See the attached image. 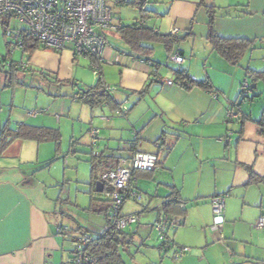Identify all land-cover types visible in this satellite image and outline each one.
I'll return each instance as SVG.
<instances>
[{"label": "crops", "instance_id": "crops-1", "mask_svg": "<svg viewBox=\"0 0 264 264\" xmlns=\"http://www.w3.org/2000/svg\"><path fill=\"white\" fill-rule=\"evenodd\" d=\"M126 1L121 4L129 5L133 0ZM147 1L150 4L147 18L133 19V23L159 35L183 39L181 44L191 45L193 50L199 44L206 57L204 66H209L211 74L204 71L202 76L198 75L180 46L172 53L182 56L184 62L180 65L169 62L164 66L168 54L162 46L147 44L153 53L148 57L141 56L130 52L115 32H106L110 47L103 53L100 78L102 84L112 88V103L128 109L124 119L119 118L122 116L117 112L118 108L115 110L104 104L98 107L101 114L94 120L85 110L88 106L74 99L77 106L67 105L63 100L59 101V93L43 91L35 98V106L45 105L50 113L39 116L44 113L41 110L30 116L29 109L23 113L12 108L9 111L18 120L10 121V128L15 130L24 124L57 130L60 135L64 124L75 134L88 122L87 145L82 146L79 140L80 144L70 143L68 150H72V155L91 152L96 160V183H101L103 172L116 169L120 159L133 151L156 154L158 168L152 173L153 177L143 178L138 172L129 182L128 189L140 194L137 200L140 208L122 214L137 215L139 220L125 230V244L121 245L120 252L134 237L142 239L153 232L151 225L159 207L170 198L173 188L182 203L177 211L179 215H176L179 224L171 234L169 232L170 245L162 250L159 244L160 255L168 256L171 264H264V227L258 229L255 226L259 218L264 219V133L259 127L264 119V88L259 82L255 83L247 107L246 102L233 100L240 82L246 78L245 70L264 71V0ZM109 2L119 6L116 0ZM210 7L216 12L213 33L217 37L254 41V47L246 51L236 65L246 68L244 72L231 68L211 50L207 41L211 30L207 11ZM120 22L119 15L115 19L118 27L123 26ZM192 49L190 53H193ZM15 51L20 53L21 59L23 52ZM27 67V71L17 70V73L29 74L32 79L37 75L43 81L52 80L56 88H73L75 84L93 86L96 81L94 78L88 83L85 71L90 70L89 60L75 57L70 51L56 53L37 48L29 54ZM178 72L194 81V86L186 89L176 84ZM239 77H243L240 82ZM165 81L173 84L166 86ZM204 81L208 88L197 86ZM211 91L218 92L216 99L210 96ZM40 100L42 102H38ZM229 108L235 111V117L227 121ZM225 120L233 123L230 129L225 126ZM92 122L99 130L95 146L91 145L88 134ZM123 124L128 131L122 129ZM2 126L0 122V129ZM227 130L232 133L221 137ZM118 136L120 139L117 140ZM219 138L223 141H218ZM133 141L135 147L130 149L129 144ZM156 142L159 148L153 146ZM48 143L50 141L14 140L0 156V264H60L71 252V241L57 233L58 228L66 225L58 218L52 220L45 209L31 199L25 188L32 186V181L22 179L18 171L19 163L32 166L41 156V147ZM67 157L69 155L63 156L65 165ZM224 193L228 194L224 210L225 235L220 238L217 232L210 230V198ZM60 214L64 213L61 211ZM86 219H89L85 222L87 225L78 226L74 232L92 234L106 224L105 217ZM177 245L189 247L191 251L174 261ZM164 263L161 260L160 264Z\"/></svg>", "mask_w": 264, "mask_h": 264}, {"label": "built area", "instance_id": "built-area-1", "mask_svg": "<svg viewBox=\"0 0 264 264\" xmlns=\"http://www.w3.org/2000/svg\"><path fill=\"white\" fill-rule=\"evenodd\" d=\"M126 0H116V4L126 3ZM0 19L3 20V34L11 38L14 47L23 52L19 62L14 63L15 68L26 70L29 52L23 51L22 38L25 36L37 43V47L51 50L56 53L70 51L75 57H85L89 60V67L95 80L101 81L100 64L104 50L110 47L106 32H116L118 26L115 23L111 7L106 5L105 0H0ZM175 33L174 31L172 32ZM4 61V60H2ZM180 65L184 58L177 53L167 56L168 63ZM11 63L8 64V67ZM166 86H171V81H165ZM106 93H111L112 88L102 84ZM190 83L185 88H190ZM252 89L249 81L244 78L239 84V97L248 99ZM213 99L218 97L217 92H210ZM79 97L75 93L73 99ZM117 112L126 116L128 109L120 106ZM39 112L31 111L30 116ZM235 113L227 109V121L233 119ZM260 130L264 133V120L260 124ZM91 145L95 146L99 138L98 129H89ZM229 134V133H228ZM218 141H223L219 138ZM159 148V143H154ZM135 142L129 144L133 149ZM158 168V159L155 153L133 151L127 157L120 159L118 167L114 170L103 172L100 181L109 191L104 196L110 201L108 221L97 231V236L108 231L125 233V230L136 224L139 220L137 215H122L120 209L127 199L139 200L140 196L134 190L128 189L129 182L136 172H154ZM228 194H216L210 198L212 223L210 230L217 232L222 238L224 228V210ZM179 224L176 216L160 213L151 230L156 234L157 240L166 249L169 245L168 234ZM256 228L264 227V219L259 218L255 223ZM57 233L71 241L72 249L69 257L60 264H98V258L86 251L96 235L88 232L70 233L67 227H60ZM191 251L189 247L177 245L174 247L173 260L177 261Z\"/></svg>", "mask_w": 264, "mask_h": 264}, {"label": "rangeland", "instance_id": "rangeland-1", "mask_svg": "<svg viewBox=\"0 0 264 264\" xmlns=\"http://www.w3.org/2000/svg\"><path fill=\"white\" fill-rule=\"evenodd\" d=\"M105 1L106 4H108V6L111 7L115 19H117V17L120 15L121 25L123 26L130 25L134 22L133 19H140L139 11L133 6L121 4L118 7H116L111 5L112 3H110L109 0H105ZM148 5L150 4H148L147 1V3L145 4L146 11H148L149 9ZM7 43L10 52L9 55H7V46H6ZM184 45H185L184 43L180 44V48H183V50H185L187 59L191 60L193 68H195V70L199 73L198 75L202 76L203 75L202 73L204 71L209 72L211 74L212 71L211 69H209V66L208 65L204 66L205 65L204 60L206 59V57L205 56L203 57L204 51L202 50V47L199 46V44H197L195 45L196 49L193 50L191 45H185V46ZM191 49L193 50L192 51L193 53H190ZM15 50L16 49L14 47L13 40L11 38L5 37L3 34L2 20L0 19V61L2 62V60H4L3 64L0 65L1 125H3L5 121L10 122V121H14L15 119L18 120L17 116L15 118V116L11 114V111H9L12 108L17 109L18 111L21 110L23 111V113L28 109L29 112L31 111L40 112L41 110H44V113H39V116H42L44 114H49L51 110H48V108L45 105H42L41 107L35 106V98L40 92L42 93L43 91L49 94L59 93L58 95H61L59 97V101L63 100L67 105L72 104L73 106H77V103L73 102V96L75 95V93L78 92V89L76 87L72 88L71 86H66L62 88L61 87L56 88L52 80L43 81L39 79L37 75H34L32 79L29 76V74H24V73H16L15 80H13L12 84H10L9 77H7L8 64L11 62L12 63L19 62L21 57L19 55L20 53H17ZM183 67L186 68L187 66L184 65ZM242 67L232 66L231 68H234L235 70H239L240 72L242 69V71L244 72L246 68L244 67L242 68ZM85 72L88 74V81H89L88 83H91L94 79V77L91 74V71L89 70ZM227 79H229L228 76ZM242 79L243 77H239V82ZM248 81L250 86V80L248 79ZM258 82L260 83V86L264 88V80ZM238 95H239V88L237 90V94L235 95L236 99H234L235 98L234 96L233 100L236 103L246 102V107H247L249 104L247 103L248 99H241ZM46 97L50 98L51 100V97L49 96ZM262 99H264V97ZM38 102H42V100ZM262 105L264 107V100H262ZM85 110H87L88 114L90 113V115L93 118H95L94 120H97V118L101 114L100 108L98 107L94 108L93 110H91L90 108ZM261 110H262V106L260 108V111ZM233 112L235 113L234 110ZM123 117L125 116L119 118H123ZM141 118L143 117L141 116ZM80 121L84 123L86 120L85 121L80 120ZM231 125L233 126V123L226 122L225 124V126H228V129H230L229 126ZM62 126L64 130H62V133L60 132V138H59L60 141L58 145L55 142H51V141L50 143H48L47 146L43 145L41 147L40 158L36 159L32 166L31 165L27 166L25 164L23 165L19 162L17 163H19L18 171L21 172L22 179L28 178L29 180L32 181L33 185L30 187L27 186L28 188H25L26 189L25 191L28 193L31 199L35 202H38V204H40L45 209L48 215L52 217V220L58 218L61 221L59 222L64 223L68 229L74 230L80 225L86 226L87 224H85V222L89 220L86 218H92V216H96L95 214H91L87 211L91 203V197L95 200H100V201H106L107 199L104 197L102 193L98 194L97 192L92 191L93 189L89 185L90 167H91V158H92L90 154L91 152L85 151L86 154H79L76 152L75 154L72 155L71 152L72 150L71 149L68 150L69 146H71L70 143L72 142L74 144L76 143L80 144L81 142L82 146H84L83 144L87 145L89 140L86 132V129L88 127V122H85L84 127L79 131H76L75 134H72L71 131H69L68 126H65L64 124H62ZM95 126L97 125H95V123L92 122V126L90 129H97L95 128ZM122 129L124 131H128V127L125 124H123ZM228 133H232V132L230 130H227L225 131L224 135H222L221 137H225ZM122 134H124V132ZM118 139H120V136H118L117 140ZM64 155H69V157H67L66 159L67 160L66 165L63 162ZM52 159L54 160L52 161ZM22 161L24 160L22 159ZM0 164L2 163L0 162ZM94 165L96 166L95 162ZM139 180H141V178H139ZM145 184L142 186L143 189H145ZM135 187H137V184ZM134 192H136L140 196L138 191L134 190ZM151 193L153 194L154 192ZM59 197L61 198V200L58 199ZM126 201L124 203V206H122L123 211L121 210V214L122 212L128 210L129 211H134L136 209L139 210L140 204H137V202L139 201L132 199H128ZM61 211L64 214H60ZM97 217H103V216H97ZM147 220L148 218L144 219L143 221H147ZM171 231L170 234L172 233ZM170 234H168L169 242L171 241ZM221 234L222 237L223 234L225 235L224 230L222 231ZM141 238L142 239H140L139 237H134V240L129 244H127L126 248L122 250L123 252H120L124 264H160L161 260L165 261L164 264H171L168 256L165 257L164 255L159 254L162 247L161 249L158 248L160 242L157 240L154 232L150 233L149 235H145L144 237Z\"/></svg>", "mask_w": 264, "mask_h": 264}, {"label": "trees", "instance_id": "trees-1", "mask_svg": "<svg viewBox=\"0 0 264 264\" xmlns=\"http://www.w3.org/2000/svg\"><path fill=\"white\" fill-rule=\"evenodd\" d=\"M146 3L147 0H133L132 2L129 3V5L133 6L139 11L140 20H145L148 16L147 14L148 11L145 10ZM207 11L209 15L208 23L211 29L210 34H208L207 41L211 47V50L217 56L223 59L227 64L232 66L238 65L242 55L246 51L254 47V41L247 39H236V38L227 39V38L217 37L213 33V22L216 12L214 11L213 7L208 8ZM2 25H3V20H2ZM115 33L128 47L130 52L147 57L153 53L152 48L146 47L147 44L160 45L162 46L164 52L169 55L172 53V51L175 48L180 46L181 41L183 40L176 36L159 35L150 28L143 27L142 25H138L137 22L132 23L131 25L119 27ZM22 41H23L24 52L31 53L38 48L37 43L35 41L25 36L22 38ZM6 46H7V55H9L10 52L8 49V43L6 44ZM3 62L4 61L2 62L0 61V65ZM27 68L24 71H27ZM17 70L19 69L15 68L14 63L11 62V65L8 67V72H7V77H9L10 84H12V81L15 80V74L17 73ZM245 73H246V78L249 79L254 84L258 81L264 80V71L253 72V71L245 70ZM175 78H176L175 79L176 84L180 86L185 87L186 83H190L191 85L190 88L194 86L193 85L194 81H192L190 78L186 79V77L183 75V72L176 73ZM197 86L204 89L209 87L208 83L205 81L202 83H197ZM74 87L78 89L77 93L79 94V97L76 101L88 106L91 110L104 104L109 105L112 109L115 110L118 108V105H114L112 103L110 93H106L103 90L101 81L96 80L93 86H81L79 84H75ZM190 88H186V89H190ZM263 120L264 119L260 121V124ZM59 138L60 135L57 130L48 129V128H37L24 124L18 125L17 128L13 130L10 128L9 122L6 121L0 129V156L2 152L14 140H31L37 143L52 141L58 145L60 141ZM93 159L91 158L89 185L92 187L93 189L92 191L95 192L94 184L96 183L97 178L95 174L96 166L94 165V162L96 163V160ZM53 160L54 159H52V161ZM137 173L138 172H136L134 175H136ZM140 173H142L143 178L148 179L152 177L153 172H140ZM171 189L172 192L169 195L170 198L160 205L158 210V215L160 213H165L172 216L179 215L177 211L179 209V205H181L182 203L178 196V192L176 190H173V188ZM107 191H109V189L104 184H102L101 193L104 195V193ZM110 207L111 205L108 199L106 201H100V200H95L91 197V203L87 211L91 214H95L96 216L105 217L107 222ZM120 213H121V209H120ZM69 230L70 233L72 234L79 233V231L74 232V230L71 229ZM96 234L97 232L92 233V235H96ZM124 234L125 233L108 231L105 234L99 236L96 235L92 243L87 246L86 251L98 258V264H124L120 256V247L121 245L125 244Z\"/></svg>", "mask_w": 264, "mask_h": 264}, {"label": "water", "instance_id": "water-1", "mask_svg": "<svg viewBox=\"0 0 264 264\" xmlns=\"http://www.w3.org/2000/svg\"><path fill=\"white\" fill-rule=\"evenodd\" d=\"M250 88H251L252 90L255 89V84L252 83L251 81H250ZM101 188H102V184L99 183V182L96 183V191H97V192H101Z\"/></svg>", "mask_w": 264, "mask_h": 264}]
</instances>
